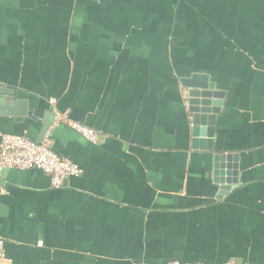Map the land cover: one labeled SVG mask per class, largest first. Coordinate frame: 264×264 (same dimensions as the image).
<instances>
[{
	"label": "crops",
	"instance_id": "obj_1",
	"mask_svg": "<svg viewBox=\"0 0 264 264\" xmlns=\"http://www.w3.org/2000/svg\"><path fill=\"white\" fill-rule=\"evenodd\" d=\"M193 74L224 92L211 150ZM0 101V136L83 170L0 169L1 264H264V0H0Z\"/></svg>",
	"mask_w": 264,
	"mask_h": 264
},
{
	"label": "built area",
	"instance_id": "obj_2",
	"mask_svg": "<svg viewBox=\"0 0 264 264\" xmlns=\"http://www.w3.org/2000/svg\"><path fill=\"white\" fill-rule=\"evenodd\" d=\"M65 125L76 131L92 144L98 141V134L78 122L60 119ZM0 169H36L49 176L51 186L60 188L63 182L71 177H78L83 173L82 168L72 161L60 157L51 150L47 141L35 143L34 141L15 134H2L0 136ZM4 257V240L0 238V264ZM167 264H187L178 260H171ZM204 264V263H197ZM223 264H250L226 261Z\"/></svg>",
	"mask_w": 264,
	"mask_h": 264
},
{
	"label": "water",
	"instance_id": "obj_3",
	"mask_svg": "<svg viewBox=\"0 0 264 264\" xmlns=\"http://www.w3.org/2000/svg\"><path fill=\"white\" fill-rule=\"evenodd\" d=\"M183 96L187 104L188 113L192 119V136L193 144L196 143L198 138L203 139L207 143V149H212L214 137V125L216 116L219 114L223 99L224 92L217 90L213 82L208 80V76L202 74H193L190 78L182 80ZM12 102V100H8ZM2 103V101H0ZM12 103H8L6 108L12 107ZM30 116V114H28ZM50 123H45L42 133H46ZM36 143H41L38 140ZM236 155H215L214 163V181L220 183V194L226 193L237 184V164ZM232 160L234 163L227 166L225 172L223 170V160ZM226 175V177H224Z\"/></svg>",
	"mask_w": 264,
	"mask_h": 264
}]
</instances>
